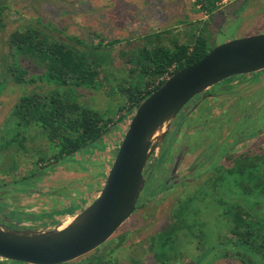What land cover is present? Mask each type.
Returning a JSON list of instances; mask_svg holds the SVG:
<instances>
[{
    "label": "rangeland",
    "instance_id": "1",
    "mask_svg": "<svg viewBox=\"0 0 264 264\" xmlns=\"http://www.w3.org/2000/svg\"><path fill=\"white\" fill-rule=\"evenodd\" d=\"M196 1L197 0H0V5L6 6L4 18L5 27L0 32V70L3 71L2 78H4L7 84L6 86H0L2 88V94L0 96V138H2L3 135L5 138H12L13 134L9 131L15 123L12 114L23 94L35 92L39 95H48L50 91L58 87L57 84L50 83L46 79H39L36 82L25 85H19L11 79L10 73L6 71L9 65L8 63L12 62L8 43L10 35L15 30L25 28L31 23L36 24V22H38L41 24L44 21L45 23H52V25L59 30L64 31L66 37H80L87 43H93V45H97L98 41L102 39L104 43L119 39L122 41L120 44L108 49L114 58L113 65L109 67V73L112 75L109 77L111 83L106 81L103 85L99 86V89L89 87H74L75 90L73 89L74 100L77 98L82 104L90 108L101 113L112 115V118L117 124L110 125L108 132L102 136L97 145L92 146V148H86L85 152L79 153L76 156L81 161H84V164L78 165L72 162L59 161L60 163L53 169L58 172L56 175L61 178L64 174L67 175L70 173L73 168L79 167V174L76 178L74 177L73 180L71 179L69 181L73 183L74 187H85L87 191H91L88 189V186L93 184V182H99L101 176H103L102 182L104 183L117 150L128 129L129 122L136 111V109L131 111L124 109L116 113L117 108L125 102V98L121 95L119 90L117 94H112L113 91H111V86L113 84L116 85L118 79L122 76L131 78L127 68L123 67V61L120 59L119 50L123 48L134 49L138 46H142L146 33L169 30L173 35H176L178 33H183L186 29L188 30L190 26L195 25L202 27L208 23L209 31L212 33L211 45L213 48L218 44L234 38H242L264 32V0H221L218 4L219 9L214 13L212 18H208L206 12L201 11L200 7L195 5ZM55 36L62 41L76 46L80 50L86 51L85 46L72 42L63 35L55 33ZM182 40H184V36H182ZM102 49L107 50L105 48ZM20 64L30 69L32 74H43L42 70L33 67L28 61H21ZM114 77L117 78L113 79ZM24 90L27 92H24ZM257 92H264V77L257 81L256 84L255 81L241 80L240 83L234 86L233 93H230L231 96L229 95L227 98L218 99L212 94L211 96L203 97L206 101L202 108H208V111H206L207 114L203 117V113L198 110L199 106L194 107L192 113L194 112L195 116L193 118L189 116L185 119L181 127L183 130L179 135L182 137L185 130H190L196 123L207 121L210 124L204 129L206 133H203V135L206 136V142L214 139V135L211 133L208 134L207 131H210L212 128L216 130L221 126V135L215 147L222 145L233 129L239 132L241 128V123L238 122L239 111L235 109V107L240 104L239 100L243 97L249 99ZM208 101L212 105L208 104ZM262 104L264 105V102H260L258 107ZM232 112L235 113V117H232L230 121L229 114ZM262 113L264 115V112ZM199 115H202L201 118H199ZM40 133L41 130L34 126H32L30 131H25V133H23L24 136L26 135L28 137V141L24 143L28 151H25L23 147L19 148V146L13 148L9 147L7 150L0 151V191L2 193V195L0 193V198L6 196L5 199H3L5 200L4 203L7 202L8 205L12 203V198L16 199L20 196L18 193L13 192V188L30 185L28 180L31 175H37V170L41 172L44 168L49 169V163L53 162L51 156L56 153V149L54 145L49 142L47 138L42 137L43 135H40ZM199 133L201 134V131ZM236 133L237 132H235V134ZM180 141L181 139H177L176 147L180 144ZM165 145L164 143L161 149L158 148L151 155L152 160L149 163L153 164V167L156 166V164L158 165V159ZM36 149L37 151L35 152ZM245 151H247V147L242 143L234 153ZM209 156L212 158L203 168L205 169L210 165L211 161L213 162L215 159L212 150L210 152H204V150L196 151L184 157L183 161L181 158H178L174 162V166L172 163H167L157 171L155 174L156 178L151 181L150 185H154L155 181L165 180L171 173L175 176H185V174L190 176L189 174L193 172L192 168L196 167L197 163ZM61 165L62 168H59L58 166ZM58 177L55 178V181ZM190 178L191 177H189V179ZM200 182L201 179H197L195 184L198 183L200 185ZM68 189L70 190V188ZM183 190V187L175 188L174 190L163 192L158 196H153L148 203H145L147 205L145 208L140 209L125 222L116 235L129 232L130 237L125 246H121L114 255L115 264H154V255L149 249V240L150 238L152 240L153 237L163 229L164 225L169 222L171 211L178 199L183 196ZM88 193V201L85 205L91 204L99 195L96 193L90 195L91 192ZM24 196L25 195H22L21 197L23 198ZM219 201L220 199L215 202L213 207L222 212V210L224 211L226 209L227 205L224 203L227 202L223 199L221 202ZM9 207L13 208V204H10ZM197 208L199 211L204 210L202 204H197ZM0 209L2 208L0 207ZM208 213L209 212H206L203 219L199 220L206 223L205 228L201 229L202 235H205V241H207L208 238L212 243L215 241L214 235L217 233L213 230L215 219L212 217L211 220ZM12 214L14 213H4V217L0 219V222L5 225L14 226L13 224L15 222L17 223V221L12 218L15 217L14 215L12 216ZM213 214L214 212L211 213V215ZM17 215H20V213ZM262 216H264V213H262ZM72 217L73 216L63 218L60 222L54 223V225L49 223L50 228L45 229H51L55 225L71 219ZM15 218H17V216ZM216 220L217 223L218 221L221 222L223 217L221 216V218H217ZM25 226L29 225L25 224ZM19 228L20 226L17 227V229ZM200 238L201 236H199L197 240H194L191 237H180L175 244V251L176 254H178L177 258L173 255L167 263L208 264L211 259H213L212 255L216 259L219 251L212 249L210 253L207 252L206 248H203L201 244L204 238ZM204 243L205 246H208V242ZM84 258L75 260L71 264H80ZM12 262L14 261H0V264H25ZM225 262V260H219L217 258L214 264H225ZM232 262H234V260H232Z\"/></svg>",
    "mask_w": 264,
    "mask_h": 264
},
{
    "label": "trees",
    "instance_id": "2",
    "mask_svg": "<svg viewBox=\"0 0 264 264\" xmlns=\"http://www.w3.org/2000/svg\"><path fill=\"white\" fill-rule=\"evenodd\" d=\"M220 1L197 0L195 5L199 6L201 11L206 12L208 18H212L219 9ZM5 10L6 6L0 5V32L5 27ZM36 24L31 23L25 28L15 30L10 35L8 44L12 62L8 63L6 71L10 73L11 79L19 85L46 79L50 83L57 84L58 87L50 91L48 95L31 92L20 97L12 114L15 123L9 130L13 136L10 139L9 137L5 138L4 135L0 138V151L16 146L23 147L25 151H28L26 144L24 145L28 141V137L23 133L30 131L34 126L41 130L42 137L47 138L54 145L56 153L51 156V159L56 162L68 161L83 149L99 141L108 132L110 125L117 124L112 115L90 108L77 98L74 100L73 89L74 87L99 89V86L106 81L111 83L109 77L112 75L109 73V67L113 65L114 58L108 49L122 41L116 39L104 43L102 39L98 41L97 45H93L80 37H66V33L52 23L43 21L41 24L38 22ZM208 25L209 23L202 27L190 26L188 30L176 35H173L169 30L146 33L142 46L119 50L123 67L127 68L131 78L122 76L116 85L111 86L112 94H117L119 90L125 98V102L117 108L116 113L124 109L129 111L137 109L144 99L162 86L166 75L172 76L206 57L213 49L211 45L212 33L209 31ZM55 33L85 46L86 51L60 40L55 36ZM182 36H184V40H182ZM24 60L33 67L42 70L43 74H32L30 69L20 64ZM2 76L3 71L0 70L1 87L7 85ZM115 78L117 77L113 79ZM1 87L0 96L2 94ZM24 92L27 91L24 90ZM171 132L172 130H170L167 139ZM164 151L166 153L167 148ZM164 153H161L158 165L144 173L146 180L144 193L148 192L150 196L158 194L166 187L164 183H159V185L150 188V183L164 160ZM212 168L213 170L199 175L203 179L200 182L202 184H192L186 181L182 183L183 185L178 186V188H184V194L172 209L169 217L170 222L165 224L163 230L154 236L153 243L156 245L152 246V249L158 263L165 264L173 255L174 257L178 255L175 251V244L180 237H191L195 240L199 236H201L200 239L205 236L201 233L204 226L199 219L203 218L208 210L213 212V205L218 199H220L219 202L222 199L227 202L228 196L224 194L231 195L232 193V200L235 202L242 200L248 203L250 199H254L258 204H264V154L255 158L238 159L227 168L222 165ZM209 173L213 174L210 176ZM175 184L178 183L172 184L173 188H177ZM145 198L139 200L138 206ZM197 204H202L204 210L199 211ZM224 204L227 207L222 212L224 215L227 214V211L231 214L230 231L237 236L235 245L252 255L262 252L263 259V212H247L244 208L241 210L238 207L235 208L239 204L232 203V207L227 203ZM253 217L254 224L251 220ZM123 240V238L120 239L119 245ZM204 242L208 241L203 240L201 243L203 246H205ZM210 245L212 244L208 243V246ZM205 247L210 253L211 249ZM259 259V262L262 261L261 258ZM81 264H111V259L95 254L84 259Z\"/></svg>",
    "mask_w": 264,
    "mask_h": 264
},
{
    "label": "water",
    "instance_id": "3",
    "mask_svg": "<svg viewBox=\"0 0 264 264\" xmlns=\"http://www.w3.org/2000/svg\"><path fill=\"white\" fill-rule=\"evenodd\" d=\"M259 71H264V32L218 44L200 62L170 76L136 109L91 204L51 229L0 225V261L66 264L102 246L135 212L149 159L167 142L179 113L196 96H211L218 83Z\"/></svg>",
    "mask_w": 264,
    "mask_h": 264
},
{
    "label": "flooded vegetation",
    "instance_id": "4",
    "mask_svg": "<svg viewBox=\"0 0 264 264\" xmlns=\"http://www.w3.org/2000/svg\"><path fill=\"white\" fill-rule=\"evenodd\" d=\"M263 77H264V71H259L255 73L245 74V75H237V76L228 78L225 81L220 82L214 87H212L211 93L213 96H215V98H218V99L227 98L229 97L230 93H233L234 86L240 83L241 80L253 81V82L255 81V84H256V82L262 79ZM205 101L206 100L203 99V95H198L188 103L187 110L179 113L176 121H174L171 127L172 132L170 134V137L167 139V142L165 143L166 145L164 146L162 150L163 151L162 154L165 152L164 150L166 148L168 151L164 153V156H165L164 160L161 162V165L159 167L162 168V166L166 165L167 163H170V164L172 163L174 166L175 164L174 162L178 158H181V160L183 161L184 157H187L189 154L195 153L196 151H199V150H204V152H210L212 150L213 156L215 157L214 161L213 162L211 161L210 165L207 168L203 169L208 164V162L211 160L212 157L209 156L208 158L203 159L202 161L197 163L196 167L192 168L193 172L189 174L190 176H187V174H185V176L184 175L175 176L171 173L170 176L166 177L165 180L158 181V182L155 181L154 185H150V188L155 187L156 185H159V183H164L166 187L163 191H160L158 192V194H155L153 196H158L162 194L163 192L174 190L175 188H173L172 186V184L174 183H178V184H175L177 185V188H178V186L183 185L182 183H185L186 181L187 182L189 181L193 184L195 183L197 179L203 180L202 178L199 177V175L204 174L211 169L213 170L212 167L214 166L219 167L222 165L227 168L232 163L236 162L238 159L255 158L256 156H262L264 154V148H263V145H264V125H263L264 115L262 113L264 112V105L262 104L260 107H258V104L260 102H264V92H257L249 99L243 97L239 100L240 104H238V106H236L235 109L239 111L238 112L239 114L238 122L241 123V128L239 132L236 129H233L229 133L227 140L218 147H215V146L218 144V141L221 135V126H219L216 130L212 128L210 131H207L208 134L211 133L214 135V139H212L209 142H206V136H204L203 133H206V130L204 129L205 127H208L210 124L207 121L199 122L195 120L196 122H199V123H196V125L192 126L190 130L188 131L185 130L184 135L182 137L179 135L180 132L183 130V128L181 129V127L185 119H187L189 116L190 118L191 117L193 118L195 116L194 112L192 113V110L194 109V107L199 106L198 110L201 111V113H203V117L207 114L206 111H208L207 110L208 108L207 107L202 108ZM208 104L212 105L211 103H209V101H208ZM201 116L199 115V118H201ZM232 117H235V113L233 112L229 114L230 121ZM196 131H197V134H196ZM200 131H201V134L199 133ZM235 132L237 133L235 134ZM177 139H181V141H180V144L176 147ZM99 142L100 141H97L96 143L90 145L89 147L92 148V146L97 145ZM242 143L244 144L245 147H247V151L234 153V151H236L239 148V145ZM261 143H262V146H261ZM85 151H86V148L83 149L82 152H85ZM76 156L72 157V159L68 160L67 162H72L73 164H78V165L82 164L84 161H81ZM151 160H152V156L150 157L149 162ZM52 161H53L52 163H49V166H48L50 167L49 169L44 168L43 171L41 172L37 170V175L35 176L31 175L30 179L28 180L30 182V185H26V186L23 185L20 188H13L14 190L13 192H16L20 195L16 199L12 198V203L10 204L11 205L13 204V208L9 207L10 204L8 205L7 202L4 203L5 201L4 199L6 196L0 198V207L2 208L0 209V219L4 217V213H14L12 214V216L13 215L15 217L17 216V218L12 217L13 219L17 221V223L15 222L13 224L14 226L5 225L2 222H0V225L10 227L11 229H16L18 226L22 224L29 225L28 227H30L31 229L50 228L49 223H52L54 225V223L60 222L61 219L66 218V217L68 218L71 216L75 217L76 215L81 213L84 209H86L90 205V204L85 205L88 201L87 200V197L89 194L88 192H91L90 195L95 194V193L99 194L101 192L102 185H104V183L102 182L103 177L102 178L98 177L99 182H95V183L93 182V184H90L88 186V189L91 191H87V188L85 189V187L84 188L74 187L73 183H71L69 180L71 179L73 180L74 177L76 178V176L79 174L78 173L79 167L73 168V170L70 173H68L67 175L64 174L60 178L58 177V175H56L58 172L54 171L53 169L61 161L56 162L53 159ZM149 162L146 167V170H148V167L149 169L153 167V164ZM62 165L58 167L62 168ZM210 172H213V171H210ZM212 174L213 173H209V175H212ZM57 177L58 179L55 181V178ZM189 177L191 178L189 179ZM155 178L156 176H154L153 180ZM67 184H68V187H67ZM68 188H70V190ZM144 190L141 193L139 200L141 198L143 199L144 197L146 198L143 202L141 201L139 206H138V203H139V200H138L137 208L135 212L132 214V216L136 214L140 209L145 208V206H147L145 203H148L149 200L153 197V196H150L148 192L144 193ZM22 195H25V196L22 198L21 197ZM224 195L228 196L227 204L231 207H232V203H235V204H239V206L236 205L235 208L238 207L240 210L241 208H244L246 209L247 212H252V213L263 212L264 213V204H261V203L258 204L254 199H250L248 203L242 200L240 202H235L234 200H232L233 198L232 193L231 195L229 193L224 194ZM208 212H209V218H211L212 220V217H214L215 219L214 220L215 225L213 227V230L217 234L214 235L215 241H213L212 243L207 238L208 243L212 244L210 246H207V248H210L211 249L210 251H212V249H216L217 251H219L218 255L216 256V259L218 258L219 260L220 259L225 260L226 261L225 264H264V258L262 259L263 257L262 252H257V255H255L254 253L253 255H255V257H253L252 254L245 252L242 249H239L237 245H235L237 236L230 231L231 229L230 225L232 224V221L230 220L231 214L228 213L229 211H227V214L224 215L223 212H221L220 210H217V208L214 207L213 215H211L212 212H210L209 210ZM19 213L20 215H17ZM221 216L223 217V220L221 222L218 221L217 223L216 219L221 218ZM202 219L203 218H201V220ZM15 220H11V221H15ZM251 220L254 224L255 223L254 217L251 218ZM125 222L122 224V226L125 224ZM200 222L204 226L203 228H205L206 223L203 221H200ZM121 227L117 230L114 236L111 239H109L106 243H104L102 246H100L93 252L89 253L88 255L83 256L79 259L86 257L84 258L86 260L89 256H93L96 254L97 256H101V257H109L111 259V264H115L114 255L121 248V246L123 245L125 246L126 242L128 241L130 237L129 232H124V233L116 235L118 231L121 229ZM122 238L124 240L122 241V244L119 245L120 239ZM152 240L151 238L149 240L150 241L149 249L153 252L152 246L156 244L153 243L154 237ZM204 247L205 246H203V248ZM153 255H154V252H153ZM212 258L213 259H211V261L208 264L215 263L216 259L215 257H213V255H212ZM259 258H261L262 261L259 262L258 261ZM83 260L81 261V263L83 262ZM232 260H234V262H232ZM72 262H69L67 264H71ZM154 264H164V263H161V262L158 263L154 257ZM165 264H167V262Z\"/></svg>",
    "mask_w": 264,
    "mask_h": 264
},
{
    "label": "built area",
    "instance_id": "5",
    "mask_svg": "<svg viewBox=\"0 0 264 264\" xmlns=\"http://www.w3.org/2000/svg\"><path fill=\"white\" fill-rule=\"evenodd\" d=\"M169 77H170V75H166V76L164 77V79L167 80Z\"/></svg>",
    "mask_w": 264,
    "mask_h": 264
},
{
    "label": "crops",
    "instance_id": "6",
    "mask_svg": "<svg viewBox=\"0 0 264 264\" xmlns=\"http://www.w3.org/2000/svg\"><path fill=\"white\" fill-rule=\"evenodd\" d=\"M103 176H101L100 178H102Z\"/></svg>",
    "mask_w": 264,
    "mask_h": 264
}]
</instances>
